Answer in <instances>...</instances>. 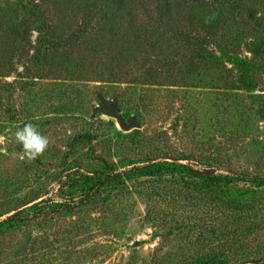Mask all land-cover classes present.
Masks as SVG:
<instances>
[{
    "label": "rangeland",
    "instance_id": "rangeland-1",
    "mask_svg": "<svg viewBox=\"0 0 264 264\" xmlns=\"http://www.w3.org/2000/svg\"><path fill=\"white\" fill-rule=\"evenodd\" d=\"M239 2L264 16V0ZM88 3L45 0L53 31L42 63L30 61L36 30L9 36L0 69L6 75L0 79L13 81L14 87L9 94L0 90V210L60 199L70 161L77 159L82 170L96 165L97 159L87 155L89 145L93 155L116 162L124 156L184 154L180 160L197 167L206 161L224 173L264 174V65L255 71V90L248 92L233 81L229 62L223 70L200 56L189 59L207 42L233 37L235 49L246 56H252L254 39L262 57L257 59L264 62V33L246 21L236 0H149L148 8L139 10L140 24L112 20L107 27L100 11L86 18ZM11 6L0 0V34H6L9 22L18 28L14 22L20 11H10ZM172 15L179 16V25ZM144 31L150 35L147 42ZM136 61L141 63L134 66ZM104 101L134 125L123 128L115 115L98 110ZM26 123L53 140L32 162L20 159L23 149L15 140L16 130ZM84 130L96 137L61 162L68 141ZM152 184L155 189L168 185L164 179ZM199 197L193 193L195 205L181 209L168 195L130 189L72 215L57 212L45 223L30 220L0 235V264H153L154 256L172 262L206 247L211 238L203 227L211 209L197 204ZM181 216L199 226L170 230L167 226ZM230 220L227 227L241 229L226 237L239 254L231 263L237 264L264 244V207L237 211Z\"/></svg>",
    "mask_w": 264,
    "mask_h": 264
},
{
    "label": "trees",
    "instance_id": "trees-1",
    "mask_svg": "<svg viewBox=\"0 0 264 264\" xmlns=\"http://www.w3.org/2000/svg\"><path fill=\"white\" fill-rule=\"evenodd\" d=\"M88 1V8L84 10L86 18L89 20L94 13L100 11V20L104 21V27L109 26L106 24H110L112 20L115 23L121 22L122 20L128 25L129 23L135 24L139 21L140 24L142 20H139L141 17H138L139 10L148 8L147 3L149 2V0ZM126 1H128V5H124ZM5 2L7 4L8 2L13 3L10 11L17 8L20 12L18 22H14V24L17 23L18 28L12 25V22H9L6 23V34H3V31H1L0 69L6 59L4 55L6 46L11 42L9 36H14L15 33L19 32L26 34L28 33V29H34L37 32L33 52L30 54V61L34 65L42 63L45 54L51 48L52 40L50 33L53 31L45 0H5ZM236 3L245 12V16L247 17L246 21H249L252 25H257L260 33L258 30L257 32L262 36L261 33H264V16L250 10L247 6L240 5L239 0H236ZM150 8L146 12V17L150 16ZM9 15H11V20L15 18L14 15ZM0 16L3 17L2 15ZM172 16L175 20L174 23L179 25L177 22L179 16L177 18L176 15ZM11 26H14L15 29L12 30ZM147 28L145 26V29ZM0 29L3 30V23L0 25ZM139 30L141 29L139 28ZM147 32L144 31L148 37L143 38V42H147L150 37ZM198 38L203 42V38ZM233 40L234 38L230 37L228 39L219 38V40L207 42L208 46L199 47L195 52L192 51L189 59L192 61L196 56H200L204 60H211V62L216 64L217 68L223 70L226 68L225 63L229 62L234 72L233 81L235 84L251 92L255 90L258 84L255 71L259 69L260 65H264L262 59H257L262 58L257 49L260 46L253 39L251 41L254 47L252 56L241 55L235 49L236 44L235 42L233 43ZM155 41L153 40L152 44ZM115 62L118 61L115 60ZM140 63L141 61L139 63L136 61L134 66H138ZM0 75H6V73H0ZM21 82L23 83V81ZM13 87V81L0 79L1 91L9 94ZM251 94L255 95L257 93ZM95 137L96 134L89 130L74 134L68 141V151L61 159V162L65 163L69 153H74L82 145L90 144ZM86 152L89 157L97 159L96 165L82 170L78 167L79 163L77 159L70 161L68 163L70 168L67 169L68 171L59 187L58 194L61 197L60 199H39L30 204H27L28 201H25L19 205H22L20 208L18 206L11 207L10 209H1L0 235L24 226L30 220L45 223L51 220L57 212H61L63 215H72L77 210L92 208L98 203H106L109 201V198L114 193L126 192L130 189H134L136 192H142L144 190L150 195H168L172 198L175 205L178 204L181 209H190V206L195 205L191 196L193 193H197L200 197L196 203H207L211 209L208 221H205L203 226L211 234V238L206 243L207 245H205L206 247H202L180 258L177 257L172 262L165 261V256L160 259L154 256V260L152 258L153 264H231L233 260L236 262L239 254L236 249L226 243V237L229 238L230 233L234 235L238 230L241 234V229L226 226L232 213H236L237 211L247 212L248 210H254L256 212L264 207V174L247 176L224 173L218 171L211 163L206 161H203V165L197 167L190 161H181L180 159L185 158L184 154L169 156L161 153V155H158L161 156L160 159L157 156H147L140 160L124 156L116 162L102 155H93L91 145H89ZM163 179L167 181L168 185L165 187L162 185L159 189H155L152 183L159 182ZM240 180L247 181L249 185L239 184L238 181ZM145 182H149L151 187L145 185ZM127 183L130 184V188ZM220 213H227V216L224 217ZM183 224L191 227L189 229L199 226L196 221L191 220L188 216H181L179 220L169 224L167 227L170 230L182 231L181 227L184 226ZM222 226L228 229H219ZM237 236H233V239L239 238ZM263 258L264 244L257 246L251 257L247 256L240 262H237V264H241L242 262L258 264Z\"/></svg>",
    "mask_w": 264,
    "mask_h": 264
},
{
    "label": "clouds",
    "instance_id": "clouds-1",
    "mask_svg": "<svg viewBox=\"0 0 264 264\" xmlns=\"http://www.w3.org/2000/svg\"><path fill=\"white\" fill-rule=\"evenodd\" d=\"M15 140L22 146L21 160L35 161L49 148L53 140L41 133L32 123H26L15 132Z\"/></svg>",
    "mask_w": 264,
    "mask_h": 264
},
{
    "label": "water",
    "instance_id": "water-1",
    "mask_svg": "<svg viewBox=\"0 0 264 264\" xmlns=\"http://www.w3.org/2000/svg\"><path fill=\"white\" fill-rule=\"evenodd\" d=\"M98 110L104 111L108 114H113L117 118L119 125L123 128H130L134 125V121H126L123 115L120 112L114 111V106L109 101H104L99 107Z\"/></svg>",
    "mask_w": 264,
    "mask_h": 264
}]
</instances>
